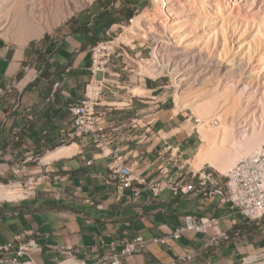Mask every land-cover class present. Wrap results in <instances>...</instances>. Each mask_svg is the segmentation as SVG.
Returning a JSON list of instances; mask_svg holds the SVG:
<instances>
[{"label":"crops","instance_id":"1","mask_svg":"<svg viewBox=\"0 0 264 264\" xmlns=\"http://www.w3.org/2000/svg\"><path fill=\"white\" fill-rule=\"evenodd\" d=\"M129 7L126 0H97L70 25L39 40L20 46L0 37V150L4 153L0 183L19 185L26 192L13 202L0 199V247L25 233L40 248L36 264L76 260L93 264L104 251L101 241L107 245L141 236L164 243L149 244L144 252L127 258V264H246L264 255V218L258 224L250 222L219 197L201 202L192 194L166 189L152 198L144 187L138 197L130 190L119 192L108 170L111 158L98 157L89 136L67 139L72 132L67 108L81 96L89 79L88 48L105 40L107 30L114 34L124 28ZM121 48L111 60V73L118 77L110 80L122 89L107 92L98 110L107 128L114 130L108 149L117 150L120 161L146 181L181 186L193 182L188 172L194 170L195 157L204 148L193 150V133L178 116L165 118L163 110L143 115L133 111L132 97L127 100L122 95L133 48ZM55 83H59L55 102L45 103ZM72 143L77 145L72 156L41 163L46 152ZM166 146L180 156L181 163L189 164L186 172L169 162ZM186 216L216 218L217 231H239L241 239L219 241L216 253L198 255L215 233L187 232L178 240L171 238L172 232L184 227ZM193 255L188 263L179 261Z\"/></svg>","mask_w":264,"mask_h":264},{"label":"bare ground","instance_id":"2","mask_svg":"<svg viewBox=\"0 0 264 264\" xmlns=\"http://www.w3.org/2000/svg\"><path fill=\"white\" fill-rule=\"evenodd\" d=\"M91 2L0 0V31L22 46L39 40L75 9ZM46 5L45 16L39 17ZM263 5L264 0H153V10L133 17L117 38L118 43L132 47V37L141 35L147 40L151 33H156L158 36H150L153 41L160 45L167 42L179 55H191L197 72L203 67L206 76H216L215 87L207 96L203 92L184 95L181 90L190 83L189 76L179 73V68L164 60L161 52L154 50L152 60L140 69L147 79L170 75L176 88L169 100L175 106L173 113L189 111L195 118L196 133L205 147L195 157L194 172L208 166L225 175L237 162L257 151L264 141ZM235 10L244 16V23L235 21L230 25L227 18ZM129 93L143 98L147 94L139 87L129 89ZM76 151L75 143L58 147L46 153L41 163L68 158ZM22 196L19 185L0 184L1 200L15 201ZM246 264H264V255Z\"/></svg>","mask_w":264,"mask_h":264},{"label":"built area","instance_id":"3","mask_svg":"<svg viewBox=\"0 0 264 264\" xmlns=\"http://www.w3.org/2000/svg\"><path fill=\"white\" fill-rule=\"evenodd\" d=\"M105 36V40L88 48L90 53L89 79L83 87L81 96L67 108L72 124V132L67 139L71 142L89 136L96 149L99 150L98 157L111 158L108 170L119 192L130 190L133 196L138 197L140 188L144 187L151 193L152 198L166 189L183 195L192 194L199 197L201 202L219 197L223 203L229 205L232 211L244 216L250 222L257 224L261 222L264 218V141L257 151L237 162L227 174H220L206 166L198 172L189 171L188 174L193 182L182 186L171 182L146 181L131 172L124 162L120 161V154L117 150L108 149L107 141L114 130L107 128L98 110L103 107L102 101L107 92L113 93V91L122 89L110 79L118 77L111 73V60L117 49L122 50L123 45L117 42L118 37H113V31L110 29L106 31ZM58 87L59 83L53 84L45 103L55 102ZM0 93L3 92L0 91ZM165 149L170 152L169 162L178 171L186 172L189 164L181 163L180 156L173 155L171 146H166ZM3 156L4 153L0 150V158ZM160 171L162 172V169ZM22 192L23 198L26 192L23 190ZM218 226L219 220L216 218L196 220L192 216H186L184 227L172 232L170 237L178 240L187 232L206 234L207 231L213 230L214 236L198 253V255H210L216 253L219 241L237 243L241 239L239 231L219 232L217 231ZM163 243L164 239L144 240L141 236L107 245L101 241L99 246L104 251L93 264H127V258L144 252L149 244ZM39 252L40 248L33 238L25 233L17 234L8 244L0 247V264H36L34 258ZM66 254L70 255V252ZM194 256L183 257L179 261L188 263ZM74 264L88 263L84 260H76ZM171 264H177V262Z\"/></svg>","mask_w":264,"mask_h":264},{"label":"rangeland","instance_id":"4","mask_svg":"<svg viewBox=\"0 0 264 264\" xmlns=\"http://www.w3.org/2000/svg\"><path fill=\"white\" fill-rule=\"evenodd\" d=\"M109 1L110 0H107L108 3ZM95 2H97V0H92L91 3H85L82 8L79 7L77 8L78 10L75 9L74 10L75 12L73 11L72 15L67 17L65 21H62L61 23H59L60 25L58 24V26H56V28H53L49 33L46 32L47 34L45 33L42 37L48 36L53 33H57L59 30L70 25L73 22V20H75V18H77L80 14H82L89 8H91L92 4H94ZM126 3L131 5V7H129L128 10H130V12L134 14L133 17L140 15L142 12H145V11L151 12L154 7L153 0H126ZM47 7L48 6L46 5L42 8V15L39 17L43 18L45 16V13L48 10ZM263 8H264V5H263ZM37 19H40V18L37 17ZM227 20L230 23V25H233V22L235 21L239 23H244L243 21L244 16L242 14H238L237 10H235V13L233 15H229ZM129 24L130 22L126 23L123 26L127 27L129 26ZM144 26L146 27L147 24L144 23ZM123 32H124V28L117 29L114 32L113 37H119V35H121ZM151 35L158 36L156 35V33H151ZM150 36L147 37L149 40L142 38L141 35L132 37L134 41L133 45H136V47L133 48V45H132L131 48H133V50L129 51L130 54L133 53L134 55L130 57V65H131L130 71L131 72L128 73V76L126 77L125 88L122 91V95H125L124 98L127 100H130V97H132L131 99L132 108L135 113L140 114L141 112H149L153 114V113H157L158 111L163 110L161 115L167 118L171 115H175L173 113L175 106L172 104H169V100L176 90V88L173 85L171 76L165 73L164 75L160 76L161 78L153 80V79L145 78L143 73L140 72L141 67H145L146 63L152 60V57H153L152 54L154 50L161 52L160 53L162 55L161 57L164 60L172 63L173 66L176 65L179 68V73H184L189 76L187 78L190 79L189 81L190 83H188L186 87L183 90H181L183 91L182 94L184 95H194V94L203 92L204 93L203 95L207 96L209 93H211L213 87H215L217 78L215 75H212L213 77L206 76V73H204L205 69L203 67L202 68L204 69V72L202 68L200 69V71L197 72V69L195 68L196 66H194L193 62L191 61L192 59L191 55L184 56V55H179L178 53H174L169 47V45H166L167 42H164V44L163 42H161V45L163 44L161 46L160 43H156L155 41H153ZM0 37L5 39L11 44L19 45L18 43L11 40L10 38H6L2 31H0ZM31 41H35V40H31ZM234 42L236 44V41ZM139 50H142L141 55L135 56V53ZM163 53L165 54V57ZM204 53L206 54V52ZM203 56L205 57V55ZM253 63H255V61ZM220 85L221 83H219V86L217 87V89H219ZM134 87H139V88L144 89L147 93V94L145 93L146 97L145 98L138 97L136 96V94L129 93V89H132ZM147 101H153L155 102V104L146 103ZM262 101H264V99H262ZM140 115H143V113H141ZM176 116H178L179 118L178 120L180 122H186L188 124V128H190L189 131L193 133L194 140L196 141L194 145L192 146L193 150L197 147H199L200 150L203 149L205 145L199 140V136L195 130V118L191 116L189 111L180 112L176 114ZM3 184L9 185V183H3ZM242 263L243 261L240 262V264Z\"/></svg>","mask_w":264,"mask_h":264},{"label":"trees","instance_id":"5","mask_svg":"<svg viewBox=\"0 0 264 264\" xmlns=\"http://www.w3.org/2000/svg\"><path fill=\"white\" fill-rule=\"evenodd\" d=\"M133 18V14L131 12H128L127 14L124 15V21L125 23H128L129 20Z\"/></svg>","mask_w":264,"mask_h":264}]
</instances>
